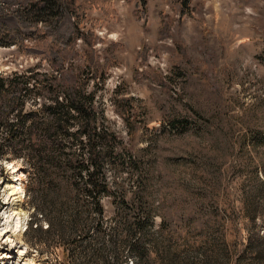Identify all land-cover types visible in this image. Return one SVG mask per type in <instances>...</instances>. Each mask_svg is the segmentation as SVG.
I'll list each match as a JSON object with an SVG mask.
<instances>
[{
	"label": "rangeland",
	"instance_id": "rangeland-1",
	"mask_svg": "<svg viewBox=\"0 0 264 264\" xmlns=\"http://www.w3.org/2000/svg\"><path fill=\"white\" fill-rule=\"evenodd\" d=\"M33 1L0 0V72L24 70L41 59L42 69L51 60L61 65L59 48L70 50L69 61L83 68L76 53L89 46L70 39L78 26L89 32L102 67L108 58L106 81L100 69L90 82H98L104 124L124 140L145 176L137 185L132 174L110 167V188L117 183L127 197L137 191L148 199L158 213L153 232L161 230L151 235L164 244H187L184 235H171L184 231L187 225L179 221L190 214L197 219L190 242L211 246L217 231L225 230L233 249L229 264L237 255L256 259L254 251L245 254L244 244L246 227L264 235V0H189L188 8L181 0H78L84 11L78 25L56 1L40 0L43 9ZM121 98L133 99L126 118ZM2 165L0 264H61L60 245L74 239L73 261L101 264L91 198L82 193L78 204L65 206L29 185L20 160ZM12 185L24 189L21 200L13 202ZM34 189L54 223L52 235L44 232V218L42 230L30 227L35 208L28 195ZM111 201L102 199L109 226ZM38 236L49 243L35 242Z\"/></svg>",
	"mask_w": 264,
	"mask_h": 264
},
{
	"label": "trees",
	"instance_id": "trees-1",
	"mask_svg": "<svg viewBox=\"0 0 264 264\" xmlns=\"http://www.w3.org/2000/svg\"><path fill=\"white\" fill-rule=\"evenodd\" d=\"M54 1L72 15L77 25L81 22L84 11L78 0ZM33 2L34 6L43 9L40 0ZM188 4L189 0H181L182 7L188 8ZM87 34L89 32L81 31L78 26L70 39L72 44L80 39L89 46L82 53H76L84 59L83 68L69 61L70 50L63 52L59 48L63 59L61 65L51 60L50 68L42 69L41 59L24 70L0 72V172L6 169L2 165L4 159H18L28 174L29 185L38 188L40 195L60 198L65 206L78 204L82 193L90 197L98 217L96 237L103 242L96 248L101 264H229L233 249H230L225 230L217 231L211 246L207 241L192 243V224L197 219L188 214L179 221L186 223L184 231L179 229L171 235L175 238L184 235L187 244H164L151 235L161 230L153 232L158 213L151 210L148 199L137 191L127 197L120 193L121 187L117 183L114 189L110 188V167L116 170L121 167L127 174H132L137 185L144 182L145 176L138 159L128 153L124 140L111 133L104 124L103 110L98 105V82L93 86L90 82L91 78H98L100 69H103L101 79L106 81L108 58L102 67L95 44L89 41ZM46 58L43 55V59ZM132 101V98L119 100L124 107L120 114L125 118L128 113L125 107H131ZM261 184L264 186V181ZM36 190L29 191L28 195L35 208L30 227L35 231L42 230L40 218H44L48 224L44 232L52 235L54 223L31 193ZM105 196L112 198L110 226L105 222L107 216L102 202ZM118 199H121L120 203ZM246 214L254 223V215ZM73 222H78L77 217ZM245 230V254L254 251L256 259L237 255L235 264H264V235L249 227ZM49 240V237L35 238V242L44 244ZM75 242L77 239L60 245L63 249L61 264H67L69 260L80 264L73 261L70 253ZM197 254L201 257L196 258ZM124 255L128 260L123 259Z\"/></svg>",
	"mask_w": 264,
	"mask_h": 264
},
{
	"label": "bare ground",
	"instance_id": "bare-ground-1",
	"mask_svg": "<svg viewBox=\"0 0 264 264\" xmlns=\"http://www.w3.org/2000/svg\"><path fill=\"white\" fill-rule=\"evenodd\" d=\"M8 166L11 167L14 170V172H16V167L13 164H9ZM11 187L12 188H11L10 195H11V197H13V202L21 200L23 197V194H24V189L22 188V186L21 185H17V186L12 185Z\"/></svg>",
	"mask_w": 264,
	"mask_h": 264
}]
</instances>
